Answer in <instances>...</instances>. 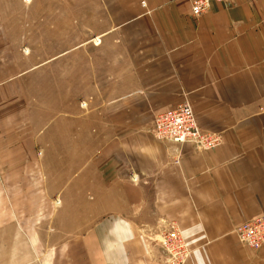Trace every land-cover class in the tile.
<instances>
[{"label": "crops", "instance_id": "0c3cea01", "mask_svg": "<svg viewBox=\"0 0 264 264\" xmlns=\"http://www.w3.org/2000/svg\"><path fill=\"white\" fill-rule=\"evenodd\" d=\"M85 1L61 31L0 0V157L23 167L39 151L40 197L61 199L50 228L20 239L64 248L57 264H77L76 248L80 264H162L147 237L164 220L183 231L186 264H264V243L233 233L264 213V0H212L199 16L193 0ZM183 101L219 145L154 136Z\"/></svg>", "mask_w": 264, "mask_h": 264}, {"label": "rangeland", "instance_id": "374dc122", "mask_svg": "<svg viewBox=\"0 0 264 264\" xmlns=\"http://www.w3.org/2000/svg\"><path fill=\"white\" fill-rule=\"evenodd\" d=\"M85 0H11L12 12H20L25 15L28 14L27 25L34 24L35 14L37 11L43 10L44 21L47 23L46 27H51V24H59L61 31L66 29L69 17L64 13L72 10L76 13L77 18L81 19ZM92 6L97 7L95 2L98 0H91ZM19 5L20 9L16 6ZM73 18V16H72ZM52 19L53 22H52ZM15 22L12 21L11 24ZM15 28V27H13ZM99 43L98 38L95 39ZM39 151H27L25 155L28 157L27 166L17 167L11 166L10 161L0 157V264H37L41 258L46 260L49 264L51 262V253L55 254L54 264L60 263L58 250L62 254V247H52L51 245L38 244L31 245L41 231L36 228L43 229L50 228L54 214L57 213V208L61 205V199L56 197L41 198L40 195L45 194L44 182L46 175L42 173L40 163ZM35 154V155H34ZM9 155V154H8ZM24 155V156H25ZM25 174L27 183L22 184V191L16 188L19 184H14L9 181L11 175ZM8 180V181H7ZM19 223L24 225L26 230L19 229ZM36 223L40 224L36 227ZM50 231L44 230V235ZM26 234V235H25ZM32 239L26 241L21 238ZM73 256H70L72 261L77 264L81 262V252L78 248ZM77 257H76V256ZM38 257V259L36 258ZM64 264V263H62Z\"/></svg>", "mask_w": 264, "mask_h": 264}, {"label": "built area", "instance_id": "2783aa9c", "mask_svg": "<svg viewBox=\"0 0 264 264\" xmlns=\"http://www.w3.org/2000/svg\"><path fill=\"white\" fill-rule=\"evenodd\" d=\"M212 0H193L191 13L199 16L209 7ZM220 1V0H219ZM153 134L157 139L176 143H187L201 150H208L219 145L220 136L214 132L202 129L193 108L188 101H183L173 108H168L154 118ZM237 240L251 248H259L264 243V213L238 223L233 228ZM156 236H149L152 242H157L163 253L162 264H186L191 249L187 239L176 222L159 223Z\"/></svg>", "mask_w": 264, "mask_h": 264}]
</instances>
